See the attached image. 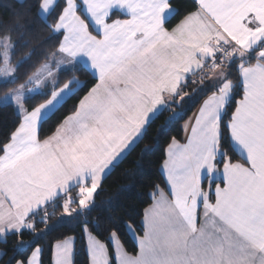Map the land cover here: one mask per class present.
<instances>
[{"label":"snow or ice","instance_id":"6c2138e0","mask_svg":"<svg viewBox=\"0 0 264 264\" xmlns=\"http://www.w3.org/2000/svg\"><path fill=\"white\" fill-rule=\"evenodd\" d=\"M16 3L0 19L2 99L17 116L0 140V244L12 238L0 264H43L57 212L84 234L86 264H264V0ZM73 100L42 136L45 116ZM197 104L184 143L170 137L165 149V187L153 185L135 226L123 222L135 252L115 220L103 232L82 220L155 118ZM75 243L62 234L52 264H75Z\"/></svg>","mask_w":264,"mask_h":264},{"label":"trees","instance_id":"16d2710c","mask_svg":"<svg viewBox=\"0 0 264 264\" xmlns=\"http://www.w3.org/2000/svg\"><path fill=\"white\" fill-rule=\"evenodd\" d=\"M29 3L32 0H28ZM188 4H192V0H187ZM9 6L13 8H19L20 5L16 3V0H0V19L7 20ZM180 16L176 13L168 20L166 26H174ZM37 29L42 28L40 20L35 21ZM48 33L45 31L44 36ZM28 39H32L34 44H38L40 41L35 40L32 36ZM43 39V37H41ZM18 58V57H17ZM80 80L86 81L91 79L89 73L85 71H76L75 73ZM66 75H71L67 73ZM194 87V86H192ZM192 88H189L191 91ZM8 91L7 88L0 87V140L5 138V134L14 126L17 119L16 112L11 104L3 103L4 93ZM40 94L33 95L38 97ZM242 92L235 96V100L238 101L241 98ZM30 102H35L30 101ZM75 101H70L68 104H64L63 107L59 106L58 111L54 112L49 116L44 123L41 135L50 134L51 129L56 124L57 120L65 114L68 108ZM199 104L192 108L191 111L184 115L180 109H175L179 116L169 120L172 113L165 111L158 118H155V122L149 129L147 136L143 137L141 141H138V146L134 148L130 155L123 160L118 167L112 171L106 179L102 182L103 190L98 189L95 195V208L91 211L88 217H81V219L97 220L101 224L100 232L104 231L105 226H112L111 220H115L116 224L119 225V231L121 232V241L129 252H135L136 244L131 238L127 231V227L123 222L135 224L139 220V213L152 203L149 198V193L154 191L153 185H160L164 188V176L162 173L161 164L165 158V149L169 142L170 137H176L180 142L183 141L184 133L181 131V125H183L195 112ZM187 107V105H185ZM180 116L183 118L181 119ZM165 121H168L167 127L158 137L157 133L162 125H165ZM143 150V154H142ZM239 159V157H237ZM136 161L137 163H133ZM166 190V189H165ZM78 188H74L69 195L76 197ZM51 211V209L49 210ZM62 211V210H61ZM60 212H57L56 218L49 221L50 224L56 225L52 231L41 237V243L44 251L41 259L43 264H52L53 249L52 245L63 235L75 236L76 237V259L75 264H86L87 255L85 251V238L81 229L77 226L76 221L67 220L65 222H58ZM91 227V225H90ZM45 226L39 225L38 230L44 231ZM138 230V228H137ZM139 231V230H138ZM99 233H97L98 235ZM107 233L101 239H106ZM25 239H28L25 236ZM8 245L0 244V249H7L8 256L12 255L11 252V240ZM7 260V257H5Z\"/></svg>","mask_w":264,"mask_h":264},{"label":"crops","instance_id":"0c3cea01","mask_svg":"<svg viewBox=\"0 0 264 264\" xmlns=\"http://www.w3.org/2000/svg\"><path fill=\"white\" fill-rule=\"evenodd\" d=\"M175 14V11H172V12H169L168 13V20L171 18V17H173V15ZM117 16L119 17V18H127L126 16H124V15H122V14H120V13H117ZM255 61H253V63H254ZM81 63H82V65H84V66H86V62L84 61V60H82L81 61ZM36 94H39V93H34V94H32V95H36ZM3 103H5V104H11L12 102L10 101V100H5V99H3ZM63 103V102H62ZM60 105H57V108L59 107ZM200 106V105H199ZM199 106H198V108H199ZM198 108L195 110V112L198 110ZM56 111V109H54L53 110V112H55ZM52 115V113H49L48 115H46L45 116V118L44 119H47L49 116H51ZM192 116H193V114H192ZM192 116L188 119V120H190L191 118H192ZM187 120V121H188ZM183 137H184V135H183ZM181 143H184V139H183V141L181 142ZM162 173H163V176H164V178H165V175H164V170L162 169ZM103 182V181H102ZM221 186H223V184L221 183ZM207 188V184L205 183V189ZM167 190V189H166ZM98 191V190H97Z\"/></svg>","mask_w":264,"mask_h":264},{"label":"rangeland","instance_id":"374dc122","mask_svg":"<svg viewBox=\"0 0 264 264\" xmlns=\"http://www.w3.org/2000/svg\"><path fill=\"white\" fill-rule=\"evenodd\" d=\"M128 224L133 225V224H131V223H128ZM133 226H134V225H133ZM127 231H128V233H129V235L131 236V238L133 239L132 232L129 231L128 228H127ZM136 231H137V233L139 232L137 229H136ZM133 240H134V239H133ZM134 242H135V241H134ZM85 243H86V242H85ZM122 243H123V242H122ZM76 245H77V242H76L75 245H74V248H75L74 261H75V259H76V253H77V251H76ZM123 245H124V244H123ZM109 247H110V249L112 248L111 245H109ZM124 247H125V245H124ZM125 249L127 250L126 247H125ZM85 251H86V247H85ZM40 259H41V257H40ZM53 260H54V251H53L52 262H53Z\"/></svg>","mask_w":264,"mask_h":264}]
</instances>
